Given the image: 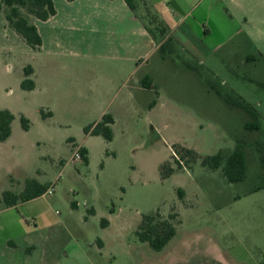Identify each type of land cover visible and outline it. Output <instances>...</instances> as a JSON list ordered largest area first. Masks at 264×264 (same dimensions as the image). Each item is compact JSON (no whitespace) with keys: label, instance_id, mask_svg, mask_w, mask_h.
<instances>
[{"label":"rangeland","instance_id":"1","mask_svg":"<svg viewBox=\"0 0 264 264\" xmlns=\"http://www.w3.org/2000/svg\"><path fill=\"white\" fill-rule=\"evenodd\" d=\"M242 1L133 0L159 45L122 70L95 51L96 32L74 44L79 52L68 40L64 53L32 50L3 7L0 108L14 119L0 150V192L31 179L54 191L0 212V222L22 221L0 235L28 223L34 255L50 252L56 264H264V0ZM226 98L252 105L260 127L245 128L250 115ZM103 113L113 117L111 139L85 131ZM237 140L244 179L203 164ZM78 146L87 161L72 159ZM155 212L173 215L176 227L160 250L136 233Z\"/></svg>","mask_w":264,"mask_h":264},{"label":"crops","instance_id":"2","mask_svg":"<svg viewBox=\"0 0 264 264\" xmlns=\"http://www.w3.org/2000/svg\"><path fill=\"white\" fill-rule=\"evenodd\" d=\"M54 2L55 14L45 20L35 17L32 20L42 38L39 48L30 47L36 52L64 53L66 49L65 40L73 45L71 48L73 52H79L81 49H74L77 48L74 47V44L83 39L92 41L91 34L96 32L94 33L96 44H93L95 51L115 59L113 61L115 66L122 70L128 60L134 59L135 56L140 57L144 52L149 53L159 45V42L151 41L149 31L135 17L126 0H54ZM234 2L235 5H238L237 7L244 8L242 0H234ZM244 17L245 19L248 18L246 15ZM75 29H81L79 31L83 30L85 33L69 34L65 38L66 33H72V30ZM135 36L136 43L133 42ZM7 140H12V132L6 139L0 140V143L4 144V147H0L1 151L7 147ZM20 202L13 205L1 204L0 212L16 207ZM20 220L19 217L18 219L0 222V229L5 226L13 227L14 224L22 222ZM21 228L22 230L19 229V232L15 234L0 235V264H56L50 252L40 258L34 255L32 249L36 247L34 229L29 228L28 223L25 224L24 228ZM45 239L46 237L43 236V240Z\"/></svg>","mask_w":264,"mask_h":264},{"label":"trees","instance_id":"3","mask_svg":"<svg viewBox=\"0 0 264 264\" xmlns=\"http://www.w3.org/2000/svg\"><path fill=\"white\" fill-rule=\"evenodd\" d=\"M128 5L133 7V0H126ZM4 7V8H3ZM3 8L7 23L19 33L25 42L32 48H39L42 43L41 35L37 26L33 23L29 16L45 20L56 13L54 0H0V10ZM31 72V68L27 70ZM264 86V83H260ZM21 85L24 88H32L34 82L30 78H25ZM229 104H235L242 107L248 112L251 119L245 122V128L258 129L260 123L258 113L254 107L245 101H233L227 99ZM14 119V114L8 108H0V140L6 139L11 134V124ZM24 127H28V119L21 116ZM113 117L108 113H103L99 120L85 126V131L91 134H103L107 139H111V123ZM82 158L88 160L87 149L80 146ZM186 154L191 156L195 152L190 148H184ZM203 164L212 167L221 166L222 172L230 181H238L244 179L247 169L246 152L243 143L237 140L234 149L227 155L222 151H218L213 155H207L202 158ZM264 165V157H262ZM48 186L42 185L35 179L27 180L25 187L20 192L12 190H3L0 192V205H13L20 201H25L30 198L43 194ZM170 218L163 217L159 212L143 215L138 228L137 235L141 240L148 241L149 244L156 250L162 249L168 240L175 234V224ZM107 219H102V223L106 224Z\"/></svg>","mask_w":264,"mask_h":264},{"label":"built area","instance_id":"4","mask_svg":"<svg viewBox=\"0 0 264 264\" xmlns=\"http://www.w3.org/2000/svg\"><path fill=\"white\" fill-rule=\"evenodd\" d=\"M72 159L73 160H82V152L80 150V146H78L73 154H72ZM54 191V185H50L48 186V188L46 189L45 193H52Z\"/></svg>","mask_w":264,"mask_h":264}]
</instances>
